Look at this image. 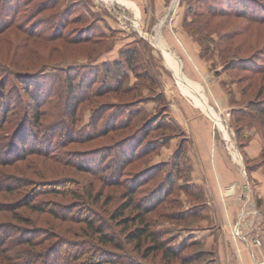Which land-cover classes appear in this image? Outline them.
I'll list each match as a JSON object with an SVG mask.
<instances>
[{
	"label": "rangeland",
	"instance_id": "rangeland-1",
	"mask_svg": "<svg viewBox=\"0 0 264 264\" xmlns=\"http://www.w3.org/2000/svg\"><path fill=\"white\" fill-rule=\"evenodd\" d=\"M227 1L143 0L135 9L0 0V264H180L161 251L145 259L149 243L138 251L125 239L138 224L124 206L156 187L163 195L145 217L179 257L264 262V137L248 108L264 100V0H244L245 14ZM182 101L204 113L236 167L242 143L261 139L250 168L262 169L261 180L246 168L220 187L219 203L233 197L237 208L227 230L208 218L216 200L189 183L188 139L169 112L183 115ZM170 173L181 176L169 190Z\"/></svg>",
	"mask_w": 264,
	"mask_h": 264
},
{
	"label": "crops",
	"instance_id": "crops-1",
	"mask_svg": "<svg viewBox=\"0 0 264 264\" xmlns=\"http://www.w3.org/2000/svg\"><path fill=\"white\" fill-rule=\"evenodd\" d=\"M122 1L126 2L125 5L135 9H138L137 6L143 3V0ZM155 4L158 5V3ZM136 11V16L138 17V10ZM185 69H187L185 74L190 75V69L188 70V67ZM179 106L182 111L184 110L183 115L176 109V107L170 108L169 112L170 115L172 114L171 118L175 121V123L184 130L188 139L184 142V156H186L187 164L191 168V179L189 183H193L196 187H202L204 192H208V194H210L212 200H216L213 202L214 205L209 202L207 203L210 208L208 218L213 222V224H218L221 227H224L222 229L227 230V227L224 225L233 221L237 214V208L235 203H233V197L227 199L224 203H219L220 187L240 182L241 177H243L244 173L246 174L244 170H246V168L250 169L251 162L253 163V160L258 159L260 155L261 139L259 136H253L248 142L245 140L241 145L242 151L238 150L237 146V150L242 152L243 163L240 164V167H236L229 159V156L233 158L235 157L234 151L230 149H227L226 151L222 147L223 144L215 138V135L212 133L210 123L206 119L204 113H202L200 109L191 107L183 101L182 103H179ZM186 118L188 119L187 121L185 120ZM219 130L222 132L221 129ZM261 170V168L256 171L250 169L248 170L250 174H248L250 178L252 177L261 180ZM217 176L219 177V180L216 178ZM257 192L259 194V198H264L263 180L261 181ZM207 199L209 201L208 197ZM209 229L211 228H204L200 232H204L203 234L212 236V232H209ZM209 238L210 237L207 239Z\"/></svg>",
	"mask_w": 264,
	"mask_h": 264
},
{
	"label": "trees",
	"instance_id": "trees-1",
	"mask_svg": "<svg viewBox=\"0 0 264 264\" xmlns=\"http://www.w3.org/2000/svg\"><path fill=\"white\" fill-rule=\"evenodd\" d=\"M225 1H227V0H225ZM251 1L256 2L254 0H251ZM219 3H221V1ZM226 3L227 4L232 3L235 7L239 8V10L242 9L243 13H244V9L247 8L246 7L247 5L244 2V0H228ZM263 8H264V5H263ZM213 10L214 9H212V11H209V12L212 13L213 15H216V16H224L226 14H229V12H227V11L219 10L217 12H214ZM232 12L234 13V11H232ZM261 18L264 20V17L261 16ZM18 77H19V79H21V76H18ZM2 91H3V89H2ZM2 91H1V93H2ZM2 100H3V96L0 98V116H1V118H4V116H5L4 111L7 107H6V104L4 102H2ZM248 108L250 110L249 111L250 113L253 112V114H255L257 116V119H258L257 121L259 122L260 126L263 128L262 135L264 137V100H262V101H250L248 104ZM29 117H31V116H29ZM30 119H33V118L31 117ZM38 119L39 118H37V120ZM263 151H264V149H263ZM263 154H264V152H263ZM262 162L264 163V157L262 159ZM180 176L181 175H177V174L172 175V173H170V175L168 174V176L166 177V182H164L162 184L166 186L165 187L166 189L170 190L171 185H169V182L171 183L172 179L177 178V177L180 178ZM162 184L160 186H162ZM134 190H135V188L129 192L130 194L128 193L129 194L128 196L131 197V199H132V195H134V193H135ZM161 191H162V189L159 190V187H156L153 190H151L148 195H145L144 197L139 199V201H137V203H135L134 205H132L133 204V202H132V204L128 203L127 205L124 206L125 208H132L133 207L135 209L136 214L134 215L132 220H133V225L138 224L137 227H135L134 229H132L131 231H129V233H127L125 235V239L128 243L135 242V247H136V250H138V251L141 250V242L142 241H143V243L148 242L149 245L143 249V254H142V257L145 259L148 258L150 254L155 253L157 251H161L163 253L164 259L166 258L169 260L172 258H178L180 260V264H191L196 259H191V258H188L186 256L179 257V255H178L179 253L176 251V249L174 247H172V246L165 247L164 240L162 239V235L159 232L151 230L150 229L151 225L146 220L147 217H145V216L147 214H149L154 208V204H155L154 201L155 200L152 198L154 197V195H156L157 197H160L162 194ZM157 200H161V198H158ZM130 220L131 219H129V218L123 219V224L128 223V222H132V220L131 221ZM87 223H89V221ZM96 229H99V231H96V234L99 235V237H98L99 240L101 238V240L104 244H111V245L116 246V243H114L115 241L112 238H109L106 234H103L101 228L97 227ZM99 232H101L102 234H100ZM102 262H109V261L106 260V261H102Z\"/></svg>",
	"mask_w": 264,
	"mask_h": 264
},
{
	"label": "built area",
	"instance_id": "built-area-1",
	"mask_svg": "<svg viewBox=\"0 0 264 264\" xmlns=\"http://www.w3.org/2000/svg\"><path fill=\"white\" fill-rule=\"evenodd\" d=\"M246 215V213H244V210L241 212V215H240V218H242L243 216H245ZM256 245H260V241L259 240H256ZM260 264H264V262H262V263H260Z\"/></svg>",
	"mask_w": 264,
	"mask_h": 264
},
{
	"label": "bare ground",
	"instance_id": "bare-ground-1",
	"mask_svg": "<svg viewBox=\"0 0 264 264\" xmlns=\"http://www.w3.org/2000/svg\"><path fill=\"white\" fill-rule=\"evenodd\" d=\"M182 81V80H181ZM198 93V92H197ZM194 94H195V92H194Z\"/></svg>",
	"mask_w": 264,
	"mask_h": 264
}]
</instances>
